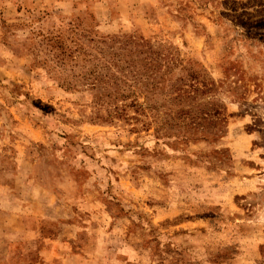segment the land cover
I'll return each instance as SVG.
<instances>
[{"label": "rangeland", "instance_id": "rangeland-1", "mask_svg": "<svg viewBox=\"0 0 264 264\" xmlns=\"http://www.w3.org/2000/svg\"><path fill=\"white\" fill-rule=\"evenodd\" d=\"M0 264H264V0H0Z\"/></svg>", "mask_w": 264, "mask_h": 264}, {"label": "trees", "instance_id": "trees-1", "mask_svg": "<svg viewBox=\"0 0 264 264\" xmlns=\"http://www.w3.org/2000/svg\"><path fill=\"white\" fill-rule=\"evenodd\" d=\"M131 54V53H130ZM155 53L150 54V56H148V58L145 59L148 60V63H146L145 65H141V64H137V65H133L131 67L132 72H130V76H131V80L127 79L128 76L123 75L122 78H117L116 75H112L110 80L113 81V86H111L110 83H107L108 86L110 85V89L114 90V94L116 93V95L120 94L121 98L127 99L129 98V96H131L133 93L131 94H127L126 91L128 90V82H134L133 84H136V80L135 78H138V76H142L145 75L148 78L150 77L149 73H154L158 67V65H156V59L155 58ZM117 80V81H116ZM122 85V86H121ZM131 88L134 87L136 88L134 85L130 86ZM131 90V89H130ZM121 91V93H120ZM118 93V94H117Z\"/></svg>", "mask_w": 264, "mask_h": 264}]
</instances>
